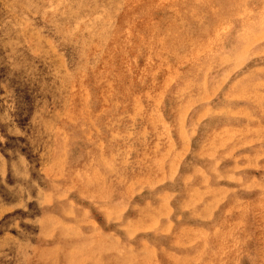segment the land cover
I'll use <instances>...</instances> for the list:
<instances>
[{
    "label": "clouds",
    "instance_id": "9594fccd",
    "mask_svg": "<svg viewBox=\"0 0 264 264\" xmlns=\"http://www.w3.org/2000/svg\"><path fill=\"white\" fill-rule=\"evenodd\" d=\"M0 264H264V0H0Z\"/></svg>",
    "mask_w": 264,
    "mask_h": 264
}]
</instances>
